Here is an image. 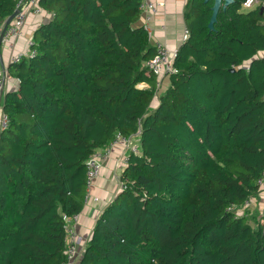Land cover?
Listing matches in <instances>:
<instances>
[{"label":"trees","instance_id":"trees-1","mask_svg":"<svg viewBox=\"0 0 264 264\" xmlns=\"http://www.w3.org/2000/svg\"><path fill=\"white\" fill-rule=\"evenodd\" d=\"M243 1L209 30L212 0H187L188 36L158 93L139 0H38L52 17L33 34L35 55L6 68L18 84L1 106L0 264L65 262L85 161L117 133H137L139 152L78 264H264V219L249 215L264 171L263 0ZM14 8L0 0V26Z\"/></svg>","mask_w":264,"mask_h":264},{"label":"crops","instance_id":"crops-1","mask_svg":"<svg viewBox=\"0 0 264 264\" xmlns=\"http://www.w3.org/2000/svg\"><path fill=\"white\" fill-rule=\"evenodd\" d=\"M157 5L156 12L151 15L148 25L150 27L149 42L152 46L156 43L166 45L170 50H178L188 33L184 21V13L187 0H151ZM261 4L258 3L256 6ZM261 6H264V0ZM264 22V11H263ZM52 14L43 10L39 14L30 13L26 17L23 25V35L17 38L7 39L0 43V68H7L11 62V57L19 51H26V40L33 37L35 30L43 23L49 21ZM138 22L143 23L139 15ZM264 55V49L259 52V56ZM3 66V67H2ZM161 85L158 93L165 91L169 86V76L160 78ZM17 79L5 74L4 85L0 94V110L2 106L3 95L17 89ZM141 87L147 88V83H142ZM158 95L150 104L154 108L158 104ZM129 151L123 144L119 143L112 147L109 156L104 161L100 175L94 180L91 187V198L87 204L83 205L80 211V217L77 224V235L80 238L79 251L82 253L85 242L88 240L95 221L101 215L102 211L110 204L118 193V177L120 176L123 167L121 158L123 155H128ZM259 200L256 208H252L249 215L256 214L255 219L259 220V209L264 203V186L261 187ZM94 197L97 199L95 200ZM261 204V205H260ZM253 213V214H252ZM76 259L72 264H78Z\"/></svg>","mask_w":264,"mask_h":264},{"label":"built area","instance_id":"built-area-1","mask_svg":"<svg viewBox=\"0 0 264 264\" xmlns=\"http://www.w3.org/2000/svg\"><path fill=\"white\" fill-rule=\"evenodd\" d=\"M260 3L258 0H244L243 5L245 7H251ZM157 5L151 0H139V12L140 16L143 20V27L147 31L148 35L150 32V27L148 25V21L156 12ZM16 14L12 18L9 24L6 25L3 30L4 21L0 26V33L3 30V35L0 40V43L7 40L13 39L17 37H21L23 35V25L25 24L26 17L28 14H39L44 9L39 4L38 0H15V8ZM188 33V32H187ZM34 40L31 38L26 40V51L16 52L11 57V62L17 63L22 58H28L35 55L34 48ZM155 52L152 57L149 58L145 62V66L149 73H152L156 76V86L157 89L160 88L161 81L160 78L163 76H170L176 72V68L174 67L173 61L177 54V50H170L166 45L156 43ZM3 74H6L5 68H0V91L3 88L4 82L2 80ZM142 83H139L137 86L140 88ZM9 117L6 113L0 110V132L4 131L9 125ZM138 134L132 136H122L117 133L112 141L105 147L94 150L86 159V193L83 198V204H87L91 198V187L94 183V180L100 175L102 165L106 158L109 156L112 147L116 144H123L126 146L129 152L138 153L139 152V144L137 141ZM127 162V155H123L121 158V166L124 168V165ZM121 175V174H120ZM118 189L124 188L125 185L121 180L120 176L118 177ZM260 188L264 186V171L262 172L260 178L257 180ZM96 200L97 198L94 197ZM255 205L254 199H247L240 206L241 209L237 207L230 206L229 210H237L239 213H242V209L244 208H252ZM238 213V212H237ZM259 219H264V203L260 206ZM80 217V212L74 213L69 217L65 218V262L63 264H72L76 259L80 258L81 252L79 251L80 238L77 235V224Z\"/></svg>","mask_w":264,"mask_h":264},{"label":"water","instance_id":"water-1","mask_svg":"<svg viewBox=\"0 0 264 264\" xmlns=\"http://www.w3.org/2000/svg\"><path fill=\"white\" fill-rule=\"evenodd\" d=\"M207 1L208 0H204V2H207ZM233 1L234 0H212L211 15H210L209 21L207 23L209 30L214 29V23L217 20V14H218L219 10L224 11L231 3H233ZM263 11H264V6H260L259 13L262 14ZM15 14H16V10H14L12 12V14H10L9 16H7V18H5L3 30L5 29L6 25L10 23V21L12 20V18L14 17ZM3 30L0 33V40H1L2 35H3ZM4 79H5V74H3V76H2L3 82H4ZM1 92H2V90L0 91V94H1Z\"/></svg>","mask_w":264,"mask_h":264},{"label":"rangeland","instance_id":"rangeland-1","mask_svg":"<svg viewBox=\"0 0 264 264\" xmlns=\"http://www.w3.org/2000/svg\"><path fill=\"white\" fill-rule=\"evenodd\" d=\"M253 216H256V214H253ZM254 218H255V217H254ZM251 224H252V225H254V222H253V221H251Z\"/></svg>","mask_w":264,"mask_h":264}]
</instances>
